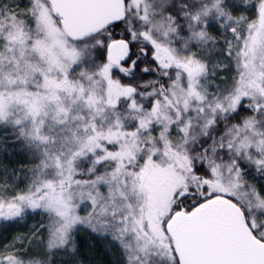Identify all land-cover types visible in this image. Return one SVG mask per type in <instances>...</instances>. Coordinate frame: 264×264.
I'll use <instances>...</instances> for the list:
<instances>
[{"label": "snow or ice", "instance_id": "obj_1", "mask_svg": "<svg viewBox=\"0 0 264 264\" xmlns=\"http://www.w3.org/2000/svg\"><path fill=\"white\" fill-rule=\"evenodd\" d=\"M0 264H264V0H0Z\"/></svg>", "mask_w": 264, "mask_h": 264}]
</instances>
